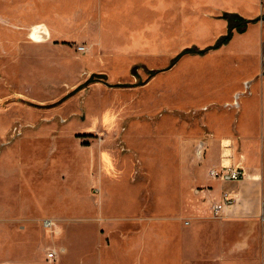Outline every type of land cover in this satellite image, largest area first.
<instances>
[{"label":"rangeland","instance_id":"rangeland-1","mask_svg":"<svg viewBox=\"0 0 264 264\" xmlns=\"http://www.w3.org/2000/svg\"><path fill=\"white\" fill-rule=\"evenodd\" d=\"M225 12L264 0H0V264L118 258L141 237L150 264H264V22L173 61ZM215 137L253 149L219 195Z\"/></svg>","mask_w":264,"mask_h":264},{"label":"crops","instance_id":"crops-1","mask_svg":"<svg viewBox=\"0 0 264 264\" xmlns=\"http://www.w3.org/2000/svg\"><path fill=\"white\" fill-rule=\"evenodd\" d=\"M251 145H248L243 143L241 148L239 150L236 149L235 145L231 146L229 143H227L224 138L222 137H215L211 140V147L208 153V161L212 164V168L216 167L219 168L221 165H226V166H241L245 170V177L240 179L244 180L249 176L253 175L251 172L250 168L251 165H249V162L252 160V152L253 149L250 147ZM242 158V159H241ZM244 158V159H243ZM248 173V174H247ZM251 177H249L250 179ZM252 179V178H251ZM220 180V179H219ZM232 181L236 180H224L222 184V189L219 191H214L216 195H219L223 189H232L234 188V185ZM257 179H253L254 185L257 184ZM232 196V193H230ZM239 197H245L247 198L249 194L246 193H238ZM222 197L220 198L219 201H221ZM229 206V205H228ZM226 210L228 213H234V206L228 207ZM225 207V208H226ZM224 208V209H225ZM238 214H243L244 211H236ZM152 239V238H150ZM149 241L148 237L146 238H137L135 241V245L133 248H130L132 252H126L122 253L118 256V258H114L112 255L109 256V258L104 259L101 256L100 248L96 246L94 243V250L93 252L88 254V257H86L85 261L84 258L82 257H76V256H70L66 258L65 261L61 264H130L131 260L134 261V264H142V258H143V250L144 247L146 249L145 253L147 255V262L148 264L151 263L153 256L156 254L153 253V248L151 245L147 244ZM87 244V243H86ZM88 245V244H87ZM89 250V249H88ZM110 252V250H109ZM88 253V252H87ZM150 260V261H149Z\"/></svg>","mask_w":264,"mask_h":264},{"label":"trees","instance_id":"trees-1","mask_svg":"<svg viewBox=\"0 0 264 264\" xmlns=\"http://www.w3.org/2000/svg\"><path fill=\"white\" fill-rule=\"evenodd\" d=\"M221 17L227 19V21L229 23L228 31L225 34L218 37L217 40L213 44H210V45L203 47V48H199L197 46L185 47L174 57L173 61H175L181 55L186 54V53L205 54L209 50L219 48L220 46L228 43L230 41V39L232 38L234 29L240 33L244 32L246 30L248 19H246L245 17H243L237 13H230V12H225L223 15H221ZM150 72H151V74H154V73H156V70H151ZM93 76H98V77H103V78L105 77L104 74L103 75L102 74H93ZM92 77L90 79H88L86 81V83L93 81L94 79H92Z\"/></svg>","mask_w":264,"mask_h":264},{"label":"built area","instance_id":"built-area-1","mask_svg":"<svg viewBox=\"0 0 264 264\" xmlns=\"http://www.w3.org/2000/svg\"><path fill=\"white\" fill-rule=\"evenodd\" d=\"M234 106H238L239 103L237 99L233 102ZM209 174L213 178L221 179V180H240L245 177V170L241 166H226L221 165L219 168H211ZM231 195L228 192H224L222 194L221 201L215 203L214 207L219 210H223L226 206H228L231 202ZM55 251H50L48 253L49 257H55Z\"/></svg>","mask_w":264,"mask_h":264},{"label":"water","instance_id":"water-1","mask_svg":"<svg viewBox=\"0 0 264 264\" xmlns=\"http://www.w3.org/2000/svg\"><path fill=\"white\" fill-rule=\"evenodd\" d=\"M256 20L264 21V16H259V17H256V18H249L248 22H253V21H256Z\"/></svg>","mask_w":264,"mask_h":264},{"label":"bare ground","instance_id":"bare-ground-1","mask_svg":"<svg viewBox=\"0 0 264 264\" xmlns=\"http://www.w3.org/2000/svg\"><path fill=\"white\" fill-rule=\"evenodd\" d=\"M240 6V5H239ZM244 11V10H243ZM108 31V30H107ZM45 34H47L46 32H45ZM113 121V120H112ZM106 123V122H105ZM110 177V176H109ZM61 227V226H60ZM53 235H55V234H53ZM57 236V235H56ZM59 240V239H58Z\"/></svg>","mask_w":264,"mask_h":264}]
</instances>
